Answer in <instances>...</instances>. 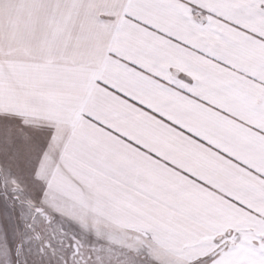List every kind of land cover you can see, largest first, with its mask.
<instances>
[{"label": "snow or ice", "instance_id": "obj_1", "mask_svg": "<svg viewBox=\"0 0 264 264\" xmlns=\"http://www.w3.org/2000/svg\"><path fill=\"white\" fill-rule=\"evenodd\" d=\"M0 264H264V0H0Z\"/></svg>", "mask_w": 264, "mask_h": 264}]
</instances>
